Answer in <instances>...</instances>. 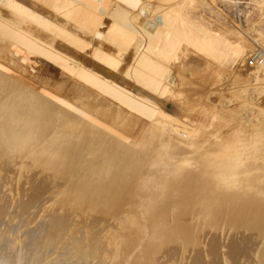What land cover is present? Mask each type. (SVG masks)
Segmentation results:
<instances>
[{
  "label": "rangeland",
  "instance_id": "obj_1",
  "mask_svg": "<svg viewBox=\"0 0 264 264\" xmlns=\"http://www.w3.org/2000/svg\"><path fill=\"white\" fill-rule=\"evenodd\" d=\"M262 167L264 0H0V264H264Z\"/></svg>",
  "mask_w": 264,
  "mask_h": 264
},
{
  "label": "bare ground",
  "instance_id": "obj_2",
  "mask_svg": "<svg viewBox=\"0 0 264 264\" xmlns=\"http://www.w3.org/2000/svg\"><path fill=\"white\" fill-rule=\"evenodd\" d=\"M28 104H29V103H28ZM31 104H32V103H31ZM31 104H30V105H31ZM34 112H35V111H34ZM45 112H46V111H45ZM45 112H44V113H45ZM42 115H43V114H42ZM36 116H38V115H36ZM33 117H34V116H33ZM27 119H28V118H27ZM49 119H50V118H49ZM25 120H26V119H25ZM51 121H53V120H51ZM127 126H128V125H127ZM35 128H36V127H35ZM35 128H34V129H35ZM28 129H30V128H28ZM32 129H33V128H32ZM84 133H85V132H84ZM254 133H255V132H254ZM16 134H17V133H16ZM85 134H86V133H85ZM261 137H262V136H261ZM130 138H131V137H130ZM13 139H14V138H13ZM17 139H18V138H17ZM21 140H22V139H21ZM262 140H263V139H262ZM241 148H242V147H241ZM248 148H249V147H248ZM248 148H247V149H248ZM231 149H232V148H231ZM223 157H224V156H223ZM112 158H113V157H112ZM112 158H111V159H112ZM243 159H244V158H243ZM228 160H230V159H228ZM235 160H236V159H235ZM230 161H232V160H230ZM232 162H233V161H232ZM227 165H228V164H227ZM262 168H264V167H262ZM239 169H240V167L238 168V170H239ZM173 170H174V169H173ZM263 171H264V170H263ZM174 172L176 173V171H174ZM177 172H179V171H177ZM226 172H227V171H226ZM229 172H230V171H229ZM229 172H228V175H229V176H232V174L229 173ZM231 172H232V171H231ZM106 173H107V172H106ZM183 173H184V172H183ZM189 173H191V172H188V176H190ZM100 174H101V173H100ZM217 174H221V173L218 172ZM217 174H216V175H217ZM225 174H227V173H225ZM225 174H223V175H225ZM176 175H178V174H174L173 176L176 177L177 180H179L178 177H180L181 175H180V174H179V176H176ZM184 175H186V173L183 174V176H184ZM193 175H194V174H193ZM225 176H227V175H225ZM260 176H261V175H260ZM101 177H102V176H101ZM214 177H215V176H214ZM218 177L222 178L221 176H218ZM233 177H234V176H233ZM233 177H230V178H233ZM180 178H181V177H180ZM193 178H194V177H193ZM193 178L191 177V179H193ZM210 178H213V177H208L209 180H208L207 182H205L204 184H206V183H207V185L210 184V182H211ZM223 178H224V177H223ZM230 178L228 177L227 179L231 180ZM259 178L262 179V177H259ZM174 179H175V178H173V180H174ZM186 179H187V177H186ZM194 179H195V178H194ZM194 179H193V181H194ZM227 179H226V180H227ZM101 180H102V179H101ZM110 180H111V179H110ZM170 180H171V179H170ZM170 180L167 181V183H165V184H167V185H168V184L170 185V186L168 187V188H169L168 190H171V189H173L172 191L177 190L178 187H179V185L174 184L175 189H174V188H171V187H173V186H172L173 182L171 181L172 184H170V183H169ZM189 180H190V179H189V177H188V179H187V182H188V183L186 182V184H187L186 186H189ZM212 180H215V179H212ZM216 180H217V178H216ZM221 180H222V179H221ZM229 180H227V181L229 182ZM233 180H234V179H233ZM233 180H231V181H233ZM256 180H258V179H256ZM259 180H260V179H259ZM259 180H258V182H259ZM161 181H162V180H161ZM174 181H175V180H174ZM184 181H185V180H184ZM209 181H210V182H209ZM223 181H224V180H223ZM227 181H225V182H227ZM242 181H243V180H242ZM262 181H264V180L262 179ZM262 181H260V182H262ZM177 182H178V181H177ZM177 182H176V183H177ZM179 182H180V181H179ZM182 182H183V181H182ZM208 182H209V183H208ZM213 182H215V181H213ZM217 182H219V181H216L215 184H217ZM220 182H221V181H220ZM220 182H219V184H220ZM260 182H259V183H260ZM180 183H181V182H180ZM191 183H192V181H191ZM211 183H212V182H211ZM229 183H230V182H229ZM229 183H228V184H229ZM235 183H237V182H235ZM246 183H247V182H246ZM263 183H264V182H263ZM263 183H261V185H262ZM120 184H121V183H120ZM178 184H179V183H178ZM182 184L184 185V183H182ZM182 184H180V185L182 186ZM204 184H203V185H204ZM215 184H211V187H213L212 185H214V186H216V188H219V187L225 185V184L223 185V183H222V185H220V186L218 187V185H215ZM240 184H241V183H240ZM244 184H245V183H244ZM249 184H250V183H249ZM253 184H254V183H252V185H253ZM256 184H258V183L256 182ZM256 184H254L253 187L250 188V189L252 190V189H255L256 187H259V186H260V185H256ZM226 185H227V183H226ZM255 185H256V186H255ZM176 186H178L177 189H176ZM181 186L179 187L180 189H178V190L181 191V195H182V198H183V196L185 197V195H183L182 192L184 191L183 188H185L186 186L184 185L185 187L183 186V188H181ZM192 186H193V184H192ZM246 186H247V185H246ZM254 186H255V187H254ZM262 186H263V185H262ZM262 186H260V189L262 188ZM190 187H191V186H190ZM204 187H205V185H204ZM263 187H264V186H263ZM209 188H210V187H209ZM216 188H214V189H216ZM225 188H226V187H225ZM246 188H247V187H246ZM181 189H183V190H181ZM186 189H187V188H185V190H186ZM221 189H222V191H221ZM221 189H219V190H220L221 192H223V187H221ZM263 189H264V188H262L261 191L259 190V192H262ZM209 190H210V189H209ZM211 190H212V189H211ZM211 190H210V192H212L214 195H219V194H217V193L215 192V190H212V191H211ZM219 190L217 189L216 191H218V192L220 193ZM225 190L228 191L227 189H225ZM251 190H250V191L248 190V192H251ZM187 191H188V189L185 191V194H186ZM190 191H192V190L190 189ZM213 191H214V192H213ZM239 191H240V190H239ZM239 191H238V193H239ZM255 191H257V190H255ZM255 191H253L252 193L254 194ZM170 192H171V191H170ZM228 192H229V191H228ZM230 192H231V191H230ZM230 192L228 193L229 195H231L234 191L231 192V194H230ZM245 192H246V191H245ZM175 193H177V191H176ZM235 193H237V190L235 191ZM240 193H241V192H240ZM240 193H239V195H240ZM242 193H243V192H242ZM167 194H168L167 196H169L170 193L167 192ZM189 194H190V192H189ZM189 194H188V195H189ZM226 194H227V192H225L224 195H226ZM228 194H227V195H228ZM233 194H234V193H233ZM245 194H246V193H245ZM249 194H250V193H249ZM171 195H174V196H175L174 192H173V194L171 193L170 196H171ZM176 195H178V194H176ZM209 195H210V194H209ZM221 195H223V194H221ZM224 195H223V196H224ZM246 195H247V194H246ZM255 195L257 196V194H254L253 196L255 197ZM263 195H264V194H263ZM223 196H220V197L223 199V201L229 200V199H227V198L225 199V197L223 198ZM236 196H238V194H236ZM242 196L245 197L244 195H242ZM242 196H240L241 199H242ZM251 196H252V195H251ZM186 197H187V196H186ZM210 197H211V196H209V199L212 198L211 200H212V201L214 200L215 203H218V200H220V197H219V198L217 197V199H216V197H214V199H213V197H211V198H210ZM230 197H232V195H231ZM238 197H239V196H238ZM240 197H239V198H240ZM247 197H249V196L247 195ZM171 198H173V197L171 196ZM174 198H175V197H174ZM215 199H216V201H215ZM242 200H243V202H242V206L240 207L239 210H241V211L243 212V211L246 210V209L244 210V207L247 208L246 206H248V204L253 205V206H254V207H253V208H254V213H252L253 215H252V217H251V221H254V223H256V224L259 226V222H261V221L263 220V218H264V204H263L262 201H261V197L259 196L258 198H256V197H255V198H244V199H242ZM231 201H232V200H231ZM220 202H222V201L220 200ZM217 205H218V204H216V206H217ZM219 205L221 206V203H220ZM251 205H250V206H251ZM216 206H215V207H216ZM215 207H214V208H215ZM161 209H162V208H161ZM212 209H213V208H212ZM219 209H220V207L218 206L217 211H219ZM250 209H251V208H250ZM220 212H221V211H220ZM220 212H219V213H220ZM251 212H253V209H252ZM251 212H249V214H250ZM217 213H218V212H217ZM217 215H218V214H217ZM247 217H250V216H247ZM163 219H164V218H163ZM247 219H248V218H247ZM248 220H249V219H248ZM260 220H261V221H260ZM182 221H183V220H182ZM185 221H186V220H185ZM249 221H250V220H249ZM188 222H189V221H188ZM179 223H180V222H179ZM10 224H11V223H10ZM14 224H15V223H14ZM180 224H181V223H180ZM256 227H257V226H256ZM36 229H37V228H36ZM25 231H26V230H25ZM30 231H31V230H30ZM5 232H6V231H5ZM28 232H29V231H28ZM21 233H22V232H21ZM42 233H44V232H42ZM9 235H10V234H9ZM27 235H28V234H27ZM40 235H41V234H40ZM4 236L6 237L5 234H4ZM17 237H18V236H17ZM30 237H31V236H30ZM37 237H39V236H37ZM7 239H8V237H7ZM0 241H1V240H0ZM29 242H30V241H29ZM27 244H28V243H27ZM30 244H31V243H30ZM30 244H29V245H30ZM27 246H28V245H27ZM35 247H36V246H35ZM73 247H74V246H73ZM20 248H21V247H20ZM20 248H19V249H20ZM24 248H25V247H24ZM24 248H23V249H24ZM1 249H2V248H1ZM30 249H31V248H30ZM30 249H29V250H30ZM33 249H34V248H33ZM25 251H26V250H25ZM73 251H74V250H73ZM73 251H72V252H73ZM42 252H44V251H42ZM60 252H62V251H60ZM66 252H67V251H66ZM77 252H78V251H77ZM28 253H29V252H28ZM28 253H27V254H28ZM30 253H31V252H30ZM30 253H29V254H30ZM63 253H64V252H63ZM18 254H19V253H18ZM32 254H34V253L32 252ZM35 255H36V254H35ZM39 255H40V254H39ZM62 255H63V254H62ZM79 255H80V253H79ZM79 255H78V256H79ZM58 256H60V255H58ZM68 256H69V255H68ZM68 256H66V257H68ZM76 256H77V255H76ZM76 256H74V257H76ZM78 256H77V257H78ZM81 256H82V255H81ZM20 257H21V255H20ZM22 257H23V254H22ZM28 257H29V256H28ZM30 257H31V256H30ZM77 257H76V258H77ZM82 257H83V256H82ZM84 257H85V256H84ZM26 258H27V257H26ZM32 258H33V256H32ZM35 258H37V257L35 256ZM69 258H70V257H69ZM60 259H61V258H60ZM62 260H63V259H62ZM82 260H83V259H82ZM34 261H35V260H34ZM55 261H56V260H55ZM63 261H64V260H63ZM78 261H79V260H78ZM68 262H69V261H68ZM26 263H29V262L26 261ZM31 263H32V262H31ZM53 263H54V262H53ZM65 263H66V262H65ZM78 263H79V262H78ZM80 263H81V262H80ZM50 264H51V263H50Z\"/></svg>",
  "mask_w": 264,
  "mask_h": 264
}]
</instances>
